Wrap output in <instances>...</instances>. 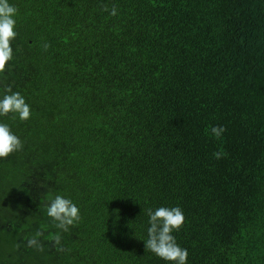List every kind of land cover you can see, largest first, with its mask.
<instances>
[{"label": "trees", "instance_id": "trees-1", "mask_svg": "<svg viewBox=\"0 0 264 264\" xmlns=\"http://www.w3.org/2000/svg\"><path fill=\"white\" fill-rule=\"evenodd\" d=\"M10 2L0 93L32 116L4 118L22 148L0 159V264H164L141 241L161 205L188 264H264V0ZM57 193L68 231L43 211Z\"/></svg>", "mask_w": 264, "mask_h": 264}, {"label": "clouds", "instance_id": "clouds-1", "mask_svg": "<svg viewBox=\"0 0 264 264\" xmlns=\"http://www.w3.org/2000/svg\"><path fill=\"white\" fill-rule=\"evenodd\" d=\"M109 15H117V8L113 7ZM18 9L10 0H0V70L13 58V47L11 41L15 39ZM44 50L48 45L44 44ZM11 117L12 120L20 122L27 121L32 116L31 105L20 92L7 90L0 93V159L8 158L11 154L22 148V141L18 135L11 130V124L4 118ZM205 134L214 139H221L226 131L223 125H209L205 128ZM217 160L226 153L223 149L212 153ZM44 214L53 226L61 231H68L80 220V208L73 199L62 194H48L45 197ZM147 217L146 238L141 239L146 252H150L164 264H188L189 252L182 247L173 234L178 232L185 222L183 210L179 206H159L142 209ZM39 232L36 236H39ZM59 241V234L55 237ZM29 245L37 243L35 238L29 239Z\"/></svg>", "mask_w": 264, "mask_h": 264}]
</instances>
